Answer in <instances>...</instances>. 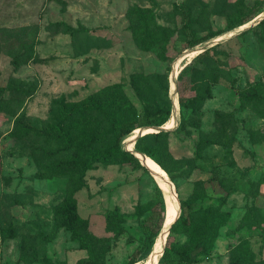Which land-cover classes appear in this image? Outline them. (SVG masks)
Listing matches in <instances>:
<instances>
[{
	"label": "rangeland",
	"instance_id": "1",
	"mask_svg": "<svg viewBox=\"0 0 264 264\" xmlns=\"http://www.w3.org/2000/svg\"><path fill=\"white\" fill-rule=\"evenodd\" d=\"M187 1L0 0V29L12 30L0 34V88L14 82L28 92L21 97L22 106L16 116L0 112V264H17L25 239L36 248L34 264H77L87 257L71 240L68 230L55 226L54 209L64 197L66 178L36 177L37 168L27 145L12 138L15 119L23 113V123L42 129L54 117V105L60 99L78 101L113 84H121L138 106L129 76L134 72L160 71L164 65L154 52H143L134 44L128 10L150 9L158 25L177 28L181 24L175 8ZM240 3L246 6L244 15L255 14L259 9L263 10L259 15L264 17V0H191L197 5L196 12L202 10V5H209L208 20L222 32L227 24L221 15L222 7L230 13ZM57 24H65L72 33L63 32L64 27ZM254 24L251 20L244 30L238 27L225 32L219 36L221 39L178 56L171 48L174 40L169 46V56L174 58L173 74L180 56L196 48L202 53L219 44L216 59L234 80L219 79L212 84L200 108L187 112L183 122L176 86L171 84L172 74L169 80L171 117L175 122L171 129L162 126L160 131L169 133L166 146L176 161L170 167L177 183L176 188L171 182L176 195L189 200L194 218L220 210L230 214L214 251L198 264H229L232 249L243 239L250 242L255 264H264V236L251 237L252 230L257 234L255 229L245 226L253 216L264 221V119L239 101L241 92L264 83V49L252 33L238 38ZM22 28L29 30L22 33ZM24 41L33 44L36 60L14 67L11 54ZM177 45L179 50L183 47L182 43ZM194 58L184 61L181 67ZM8 96L6 93L5 98ZM217 114L225 122L232 118L235 123L230 153L211 136L220 128ZM145 131L157 132L155 128ZM84 180L86 187L75 194L77 211L88 223L87 232L101 243V264H127L141 245V235L132 224L136 208H146L156 201L158 185L154 177L141 164H98L85 173ZM115 209L123 215L124 223L121 229L109 231L107 216ZM171 241L186 245L188 237L176 234ZM165 244L166 240L164 247ZM153 250L154 246L136 264H152ZM159 259L155 264H159Z\"/></svg>",
	"mask_w": 264,
	"mask_h": 264
},
{
	"label": "trees",
	"instance_id": "2",
	"mask_svg": "<svg viewBox=\"0 0 264 264\" xmlns=\"http://www.w3.org/2000/svg\"><path fill=\"white\" fill-rule=\"evenodd\" d=\"M196 6L188 0L175 8L181 24L177 28L158 25L155 14L150 9L133 7L128 10L127 19L134 44L143 52H154L157 60L164 65L160 71L134 72L129 76V86L138 106L121 84H113L78 101L60 99L54 105V117L42 129L23 123V113L15 119L12 138L27 145L29 155L37 168L36 177H64L67 180L64 197L54 209V221L55 226L68 230L71 240L77 242L79 248L86 252L87 257L79 260L77 264H101L104 257V252L100 250L101 243L87 232L88 223L77 211L75 194L86 187L85 173L98 164L133 163L139 166L140 161L131 152L124 150L123 139L137 129L165 126L171 118L173 105L169 80L171 63L174 60L169 56L171 41L174 40L171 48L178 56L183 51L216 39L225 32L245 26L263 11L258 9L255 14L244 15L246 6L243 3L234 7L230 13L223 6L221 15L225 17L227 24L222 32L215 30L208 20L209 5H202L199 12H196ZM56 26L64 27L63 32L72 33V29L65 24ZM28 30L29 28H22L20 31L25 33ZM11 31L0 29V34ZM248 33H252L259 46L264 49V18L253 28L240 33L238 38H244ZM177 43L183 44L180 50ZM219 46L215 45L198 54L178 74L176 94L181 122L187 112H196L200 108L209 96L211 85L217 80L234 81L216 59ZM11 55V64L14 67L35 61L37 57L34 46L29 41L19 43L17 52ZM6 93L9 95L7 98ZM27 93L26 89L14 82L0 88V112L16 116L22 106L21 97ZM239 101L264 119V83L253 84L248 90L241 92ZM216 120L220 128L211 136L230 153L236 130L235 123L232 118L225 122L220 114H217ZM228 131L232 133L228 134ZM168 134L159 131L140 136L135 142V150L156 163L177 188L174 172L170 168L176 161L166 146ZM156 192L155 203L146 208H136L137 215L132 224L141 235V245L127 264H136L139 257L151 252L163 227L165 202L158 186ZM178 200L180 215L169 230L159 264H198L200 259H207L214 251L220 230L229 222L230 214L220 210L194 218L189 200L180 198V195ZM123 223L124 217L118 210L108 214L107 230L117 231L122 228ZM245 226L255 229L257 234H253L252 230L251 237L264 236L262 219L253 216ZM176 234L186 235L188 243L175 245L171 238ZM36 257L35 246L29 239H25L17 264H34ZM229 264H255V255L248 239L240 240L232 249Z\"/></svg>",
	"mask_w": 264,
	"mask_h": 264
},
{
	"label": "bare ground",
	"instance_id": "3",
	"mask_svg": "<svg viewBox=\"0 0 264 264\" xmlns=\"http://www.w3.org/2000/svg\"><path fill=\"white\" fill-rule=\"evenodd\" d=\"M262 18H263V15H259L252 22L256 23L257 21H259ZM247 27H249V25L242 26V27H240V30H244ZM216 39L217 40L221 39V37H218ZM199 53H201V50L196 48V49H193V50L189 51L188 53L180 56L177 59L176 63L173 66V74H172L173 78H172V83H171L173 88H174V84L176 86V79H177V76L179 74V71L182 68L181 67L182 63L184 61L192 60ZM175 98H176V96H175ZM175 103H176V101H175ZM174 122H175V119L171 117L170 120L167 122V124L165 126H163V128L167 129V130L171 129L172 126L174 125ZM142 134H146L145 128L137 129V130L133 131L130 135H128L127 137H125L123 139L122 146H123L124 150L129 151L131 153H134L136 155L137 159L140 161V163L154 177L158 187L163 192L165 200H166L167 224H169L172 221L173 217L177 213H179L178 212L179 203L177 201V195L175 194L176 192L174 190V186L171 183L167 174L156 163H154L150 158L144 156L143 154H141L135 150V142H136L137 138L139 136H141ZM166 237H167V230H165L163 233H161L158 236V239H157L156 243L154 244L152 264L153 263L155 264L158 261V259L160 258L161 254L163 252Z\"/></svg>",
	"mask_w": 264,
	"mask_h": 264
},
{
	"label": "water",
	"instance_id": "4",
	"mask_svg": "<svg viewBox=\"0 0 264 264\" xmlns=\"http://www.w3.org/2000/svg\"><path fill=\"white\" fill-rule=\"evenodd\" d=\"M264 18V17H263ZM262 18V19H263ZM262 19H260V20H262ZM259 20V21H260ZM259 21H257L254 25H256ZM184 66H186V65H184ZM183 66V67H184ZM183 67L181 68V70L183 69ZM180 70V71H181ZM179 71V72H180ZM171 74H172V72H171ZM171 74H170V77H171ZM162 128L160 127V128H155V130H157V132H159L160 130H161ZM149 133H152V132H149ZM155 133V132H154ZM143 135H145V134H142L141 136H143ZM133 154V153H132ZM135 157V156H134ZM137 159V158H136ZM159 188V187H158ZM160 189V188H159ZM161 190V189H160ZM162 194H163V192H162ZM176 194V193H175ZM163 198H164V202H165V220H164V224H163V227H162V229H161V231H160V233H159V235L161 234V233H163L165 230H167V236H168V234H169V230H170V228L172 227V225L176 222V220L178 219V217H179V215H180V206H179V213H177L174 217H173V219H172V221L169 223V224H167V205H166V200H165V197H164V194H163ZM177 201H178V203H179V200H178V197H177ZM158 235V236H159ZM155 244V243H154ZM164 250V249H163ZM163 253V252H162Z\"/></svg>",
	"mask_w": 264,
	"mask_h": 264
}]
</instances>
